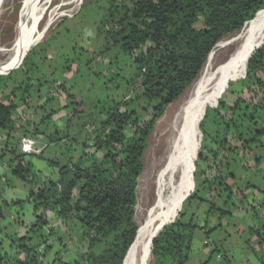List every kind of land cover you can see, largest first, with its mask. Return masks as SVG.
Segmentation results:
<instances>
[{
    "label": "trees",
    "instance_id": "obj_1",
    "mask_svg": "<svg viewBox=\"0 0 264 264\" xmlns=\"http://www.w3.org/2000/svg\"><path fill=\"white\" fill-rule=\"evenodd\" d=\"M263 11L264 0H91L0 76V159L36 187V221L25 236L8 237L10 253H0V264H127L139 236L138 180L157 120L198 79L215 47ZM86 29L92 49L78 44ZM56 58L55 67L48 63ZM242 76L226 90L233 101L199 107L202 143L190 159L188 191L164 217L149 264H188L195 232H205L209 247V234L240 211L259 228L264 252V201L256 204L264 198V46ZM24 138L42 153H24ZM35 160L53 177L41 181ZM50 240L67 257L53 255ZM70 242L85 250L71 251Z\"/></svg>",
    "mask_w": 264,
    "mask_h": 264
},
{
    "label": "bare ground",
    "instance_id": "obj_2",
    "mask_svg": "<svg viewBox=\"0 0 264 264\" xmlns=\"http://www.w3.org/2000/svg\"><path fill=\"white\" fill-rule=\"evenodd\" d=\"M7 1L0 0V10ZM50 3L48 0L23 2L16 39L9 47L0 49L1 75L13 71L22 58L45 38L55 11L51 13V20L44 29L40 30L39 24L44 20ZM232 46H236V49L224 62L218 64L216 55ZM262 46L264 11L237 36L221 41L215 47L191 91H188L187 96L173 112L168 113L159 122V136L156 142L154 141L155 145H152L155 154L161 151L152 164L153 180L157 187L156 201L139 224V236L127 257V264L150 263L151 241L163 227L166 206L178 199L187 188L190 159L198 152L200 137L202 139L198 126L199 107L213 99H222L230 83L240 79L247 70L248 61Z\"/></svg>",
    "mask_w": 264,
    "mask_h": 264
},
{
    "label": "rangeland",
    "instance_id": "obj_3",
    "mask_svg": "<svg viewBox=\"0 0 264 264\" xmlns=\"http://www.w3.org/2000/svg\"><path fill=\"white\" fill-rule=\"evenodd\" d=\"M24 1L25 0H8L7 3L5 4V6L2 8V10H0V49H4V48L9 47L11 45V43H13L15 41L16 36H17V26H18L19 19H20V12H21V8H22ZM48 1H50L51 3L49 4V7L46 11L44 20L39 24V27H40V30L44 29L47 25V22L49 20H51V17H50L51 13H53L55 11L54 16H52V25H51L50 29L47 31L45 38L39 44L34 46L33 48H35L41 44H44L48 39H50L52 34L58 30L57 29L58 26L64 20H73L75 18V16L78 15V13L80 12V9L83 6V4L89 3L91 0H48ZM246 26H245V28H246ZM239 33L233 34V35L225 38L224 40L232 39L235 36H237ZM14 36H15V38H14ZM90 38H93V34L88 29H86L84 34H83V37L78 41L79 46H82L86 49H88V48L92 49L90 47V40H89ZM235 49H236V46H232L229 49H227V51L224 50V51L219 52L216 55L217 56L216 57L217 63L221 64L222 62H224ZM26 55L24 57H26ZM23 58H22V60H23ZM58 60L59 59L56 58L54 61H48V63L55 67L57 65V63L59 62ZM18 65H17V67H18ZM0 76H6V75L0 74ZM241 78H243V76ZM198 79H199V77H198ZM197 80L194 82V84L197 82ZM193 86L194 85H192L188 89L189 92L191 91ZM188 91L184 94V96H182L179 100H177L176 102L171 104L165 110L164 114L157 120V122L153 128V131L149 137L147 149L145 151L144 158H143L144 170H143L142 175L140 176V178L138 180V188H137V205H136V212H135V214H136L135 215V222H136L138 227H140L139 224H141L143 222L142 220L145 218L147 213L151 210V208L153 207V205L156 201L157 187L155 186L154 180H153L154 176H153V171H152V164L154 163L155 158L161 154V151H159L158 153L155 154L152 151V148L155 145L154 141L156 142V140L159 136V132L157 131L158 130L157 127L159 125V122L162 120V118L164 116H166L168 113L173 112L177 108V106L180 104V102L189 93ZM113 92H112V94H110V93L109 94L114 97V95L117 94V93H115L117 91H113ZM121 95L123 96L124 94L121 93ZM223 99L229 100V101L234 100L233 96H227V94L225 95V97H223ZM28 112H27L26 116H30L29 119H32L31 118L32 115ZM201 136H202V133H201ZM34 142H35V145L37 148L42 149V151L44 150V148L42 147L41 144L36 143L37 141H34ZM198 150H200V148H198ZM7 161H8V159H5V160L0 159V196H1L0 197V213L3 214V216H4L2 218V221H0V232H1L0 234L14 233L20 227L16 223V221H13V219L19 220V218H20V220H24V222H26V224L28 226H31V224H33L36 221L35 216L33 214V209H34L35 205L33 203V198L30 197L31 190L36 193V187L33 184L26 183L20 179H17L16 177H14L12 175L11 171L5 168V163H7ZM39 161L40 160H35V162H34L35 169L37 171H42L43 177L52 178L53 177V170L50 169V167H48L45 162H39ZM147 167L149 169H147ZM191 170H192V167L190 168L189 173H188L189 179H190V173H191L190 171ZM150 171L152 172V174ZM146 181L150 182V183H147ZM193 181H194V179H192V182ZM189 182H190V180H189ZM189 182L187 184V187L189 186ZM186 189H185L186 190L185 193H187V191H188V188H186ZM191 193H189L188 196L191 195ZM182 196H183V193L173 203L167 204L165 217H168L170 215V213H172L173 209L179 203ZM11 198H15V199L17 198L16 201L19 202L20 207L17 208V207H12V206H9V207L3 206V205H5V204H3V201H6L8 204H11L12 203ZM182 205H183V203H182ZM181 208H182V206H181ZM241 219L242 218L237 216L236 214H234V216H230L227 219H225L224 222L225 223L228 222L229 226L223 227L217 233L212 232L211 234H209V239H207L208 242L210 243L209 247H205L204 245L202 246V242L204 241V238L199 240V237L201 236V232L199 230H197L195 232L193 251H192V254H191V257H190L188 264H222V262L218 261V257L220 255H222V256L227 255V258H229V264H236L231 259L232 255L233 254H236V255L239 254V251L241 248H244L247 251H249V247L247 245H248L249 240H250L249 236L251 237L250 233H249V235L247 233L240 235V234H238V232L235 231L236 222L240 223ZM24 232H26V231H24ZM26 234L27 233H25L24 236ZM12 237L15 238V234H12ZM204 237H205V239L207 238V236H204ZM221 237H222V241L220 242L219 240ZM54 241L55 240H50L48 242L51 246L54 247L53 255L56 252H60V251H62V253H63L64 249L62 248V246L58 245ZM213 243L217 244L218 251L213 252ZM6 247L7 246L4 245L3 250L10 253V251H8L6 249ZM61 248H62V250H61ZM69 249L71 251L79 250V251L83 252L85 250V246L83 244L78 243V242H76V243L70 242L69 243ZM204 250H207L208 253L206 254ZM2 254H4V253H2ZM11 254H12V252H11ZM64 254H65V252H64ZM52 256H50V258H52ZM64 257H67V255L65 254L63 256V258ZM150 262H152V256H151Z\"/></svg>",
    "mask_w": 264,
    "mask_h": 264
},
{
    "label": "crops",
    "instance_id": "obj_4",
    "mask_svg": "<svg viewBox=\"0 0 264 264\" xmlns=\"http://www.w3.org/2000/svg\"><path fill=\"white\" fill-rule=\"evenodd\" d=\"M40 162H42V161H40ZM42 177H43V174H42V171H40L41 181H45L47 179L46 177H43V178ZM16 199L11 198L12 203H14L16 201ZM263 201H264L263 197H261V196L256 197V204H259ZM205 211H206L205 207H203L200 210V212H199L200 214L198 216L199 221L204 219ZM237 216L241 217L242 219H241L240 223L236 222L235 231L238 232V234H240V235H243L245 233H247L249 235V233H250L251 237L249 236L250 240H249V243L247 245L249 247V251H247L244 248H241L239 251V254H237V255L233 254L232 255V258H231L232 261L235 262L236 264H264V252H263V250L260 249V239H259V236L257 235V231H259V228L254 223L251 216L246 214L244 211H240ZM0 221H2V218L0 219ZM13 221H14V219H13ZM17 223L19 224L20 227L16 231L14 230L15 231L14 233L0 234L1 235L0 236V253L1 254L6 252L5 250H3L4 245L7 246L6 247L7 250L10 247V242H9V238H8L9 236H12V234H15L18 237H23L24 234L26 233L24 231H27V227H29L26 224V222H24V220H20V218H19ZM223 224L224 223H222V225ZM203 233H205V232L204 231L201 232V236L199 237V240L203 238V236H202ZM215 233H217V232H215ZM219 241H222V237L220 238ZM203 245L204 246L206 245L205 240L202 242V246ZM204 251L206 254L208 253L207 250H204ZM218 261L222 262V264H229V258H227V257L223 258L222 255H220L218 257Z\"/></svg>",
    "mask_w": 264,
    "mask_h": 264
},
{
    "label": "built area",
    "instance_id": "obj_5",
    "mask_svg": "<svg viewBox=\"0 0 264 264\" xmlns=\"http://www.w3.org/2000/svg\"><path fill=\"white\" fill-rule=\"evenodd\" d=\"M22 150L26 154L40 155L42 153V149L36 147L34 140L30 138H24L21 141ZM260 214L264 220V210L260 211ZM264 248V246H263Z\"/></svg>",
    "mask_w": 264,
    "mask_h": 264
},
{
    "label": "water",
    "instance_id": "obj_6",
    "mask_svg": "<svg viewBox=\"0 0 264 264\" xmlns=\"http://www.w3.org/2000/svg\"><path fill=\"white\" fill-rule=\"evenodd\" d=\"M9 74H10V73H9ZM201 143H202V139H201V141H200V147H201ZM185 199H186V198H185ZM163 227H164V226H163ZM163 227H162V228H163ZM162 228H161V230H162ZM161 230H160V232H161ZM160 232H157L156 235L153 237V239H154L155 237H157V236L159 235ZM153 239H152V241H151L150 257H151V251H152V243H153ZM133 246H134V244H133L132 247L130 248V250H129V252H128L126 258H125V261L127 260V257H128L129 254L131 253ZM147 259H148V254H147L146 260H147ZM146 264H147V262H146Z\"/></svg>",
    "mask_w": 264,
    "mask_h": 264
}]
</instances>
